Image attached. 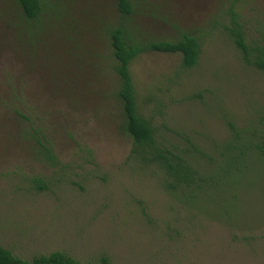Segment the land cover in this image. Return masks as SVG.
<instances>
[{"label":"rangeland","instance_id":"obj_1","mask_svg":"<svg viewBox=\"0 0 264 264\" xmlns=\"http://www.w3.org/2000/svg\"><path fill=\"white\" fill-rule=\"evenodd\" d=\"M140 1L132 27L144 39L208 33L193 69L180 54L132 62L156 125L161 112L173 132L223 143L225 117L242 127L264 116V74L242 63L227 34H210L233 1L245 23L264 24V0ZM54 3L24 24L16 0H0V246L24 260L63 252L79 264H264V157L249 151L228 175L218 160L206 175L217 183L172 197L159 168L132 158L109 99L117 79L101 57L115 0Z\"/></svg>","mask_w":264,"mask_h":264},{"label":"trees","instance_id":"obj_2","mask_svg":"<svg viewBox=\"0 0 264 264\" xmlns=\"http://www.w3.org/2000/svg\"><path fill=\"white\" fill-rule=\"evenodd\" d=\"M51 1L16 0L24 15L19 19L20 23H39L44 12L52 9ZM53 1L56 4L59 0ZM115 2L119 12L116 23L105 26L103 32V41L110 46V51L107 56L101 58L106 63L108 76H116L117 79V85L113 87L114 93L109 99L112 102L115 99L122 111L123 128L133 141L132 158L143 167L159 168L165 176L163 186L166 192L175 197L176 194L183 195L188 190L201 191V188L214 184V181L217 183V178L206 175L209 174L208 167H216L219 161L223 160L229 164L228 175L231 173L230 162L238 161L239 156H245V153L250 151L264 157V116L260 112L254 122L242 127L225 117L230 131L223 137V143H218L209 136L195 137L192 133H185V130L175 133L166 124V117L161 112L158 114L163 117V123L155 124V117L145 113L144 104L147 106L151 100L149 96L143 98L137 90L130 69L132 62L146 53L180 54L183 58L182 67L193 69L201 60L203 39H206L205 35L208 33L200 35L199 32L192 35L181 31L182 37L174 41L144 39L141 31L135 30L137 28H133L132 25L141 10L140 4L143 7L145 4L140 0ZM222 10L220 19L211 23L210 34L219 29L223 34H227L240 54L242 63L264 74V24L250 26L245 23L237 10L236 1L229 5L223 3ZM170 133L176 138L170 137L168 135ZM230 150L235 152L231 159L227 157ZM48 152L50 154V151ZM36 184L39 191L46 190L42 181H36ZM0 264H79V262L63 252H53L35 256L32 260H24L0 246ZM101 264L114 263L108 257H103Z\"/></svg>","mask_w":264,"mask_h":264}]
</instances>
